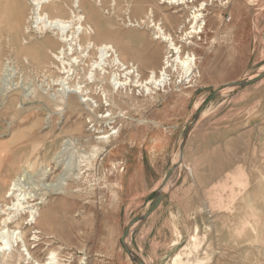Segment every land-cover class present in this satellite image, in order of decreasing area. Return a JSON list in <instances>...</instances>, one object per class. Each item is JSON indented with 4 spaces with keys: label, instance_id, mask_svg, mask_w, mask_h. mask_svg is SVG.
Instances as JSON below:
<instances>
[{
    "label": "rangeland",
    "instance_id": "374dc122",
    "mask_svg": "<svg viewBox=\"0 0 264 264\" xmlns=\"http://www.w3.org/2000/svg\"><path fill=\"white\" fill-rule=\"evenodd\" d=\"M31 2L0 0V86L12 87L9 98L23 97L22 91L27 94L31 87L38 88L34 98L21 101L23 109L0 115V161L7 170L6 165L32 151V158H38V169L46 164L55 167L48 180L39 171L25 174L22 180L25 189L34 190V194L46 191L48 207L54 212L46 226L51 237L43 235L33 244L36 257L44 260L55 251L63 264H137L135 256L146 264H193L197 259L207 261L205 264H264V77L242 86H223L264 71V0H210L205 11L210 17L207 32L193 38L182 37L180 20L175 19L178 13L164 6L163 10L174 15L172 24L165 25L182 45V54L194 53L197 57V75L187 80L180 67L169 68V83L153 94H146L143 88L140 94L137 87L132 93L121 88L112 93L105 81L81 83L84 91L105 106L95 112L89 102H79L81 96H73V106L65 113L55 110L48 97L60 88L55 80L64 75L61 65L41 47L44 37L40 33L33 27L24 31L25 26L33 25V20H28ZM71 2L68 0L69 6ZM86 5L88 21L96 30V44L115 45L124 59L139 66L143 79L151 69L160 68L166 43L153 39L143 0H92ZM176 10L185 9L180 6ZM21 12L24 16L20 25ZM218 13L222 15L220 20L214 16ZM62 15H70L69 7ZM141 18L147 19L142 27L129 21ZM140 33L142 40L137 37ZM58 47V43L53 45L52 51ZM82 66L76 68L83 76L88 66L85 70ZM220 86V93L211 98ZM242 90L241 96L229 104H243V111H247L243 113L249 114V121L243 122L258 125L252 133V151L243 157L244 166L227 171L220 182L210 185L207 182L216 177L217 167L188 165L191 170L186 172L196 173L202 190L185 184L186 188L165 199L166 193L177 187V178L187 175L184 164L189 137L184 136L194 116L210 114V108L219 104L220 95ZM112 101L114 104L108 106ZM110 107L114 120L97 117ZM77 124L83 126L81 131L74 130ZM173 126H178L174 149L170 135ZM112 127L111 132L116 133L110 144L100 143L104 149L93 154L88 136L96 137ZM213 135L219 140L228 136L218 132ZM226 150H219L218 156L230 161L229 147ZM221 160L218 164L223 163ZM206 163L198 161L196 165ZM242 171L250 182L243 189L231 184ZM52 180L54 186L43 190ZM161 189L163 198L158 208L130 226L125 243L131 255L122 240L124 231L136 216L150 209ZM232 194L236 196L231 200ZM226 200L230 209L225 206ZM208 224L214 227L200 240ZM234 226L240 229L237 242L230 236L235 235ZM194 236L198 238L196 246ZM22 245L20 249L25 250ZM210 250L215 255L211 256ZM217 250L224 251L223 257ZM6 264L27 261L11 259Z\"/></svg>",
    "mask_w": 264,
    "mask_h": 264
},
{
    "label": "bare ground",
    "instance_id": "6f19581e",
    "mask_svg": "<svg viewBox=\"0 0 264 264\" xmlns=\"http://www.w3.org/2000/svg\"><path fill=\"white\" fill-rule=\"evenodd\" d=\"M112 1L113 3L116 2V0ZM209 1L143 0V3L147 6L146 16L149 22L147 23V19L145 18L135 20L136 22L129 20L131 25L142 27V23H147L148 28L153 29V39H160L166 43V52L162 60V65L159 69H151L149 76L143 79L139 66L133 61L124 59L115 45L108 42L96 44L93 41V35L96 30L88 21L89 16L86 5L92 4V0H72L71 6H69L68 0H32V14L28 20H33V25L25 26L24 31L27 33V30L33 27L37 33H40L44 37L40 42L41 47L48 49L51 55L59 61L61 71L64 74L55 80L60 85V88H57L55 91L56 94H48L50 104L55 106V110L59 111V113H65L73 106V96H77L78 99L81 96L79 102H89L91 110L96 112V109L105 106L104 102L89 95L88 90L84 91L81 83H104L105 81L110 84L112 93L118 92L120 88L132 93L133 89L137 87L139 88L140 94L142 88L146 94H153L156 90L162 87L165 88L167 83H169V68L172 70L180 67L183 74L188 77L186 78L187 80L189 77L197 75L199 72L197 57L194 53L182 54V45L176 42L174 34L165 25V22L170 25L172 24L174 15L163 10V7L167 6L168 8L175 9L173 13H178L175 19L180 20L179 29L183 30L182 37L193 38L195 35L198 36L207 32L210 17L207 16L205 11L208 10V6L210 5ZM180 6H184L185 10L183 12L176 10ZM67 7H69L70 15L63 16L62 13ZM156 10L159 14L158 19H155ZM23 16L24 13L21 12L19 18L20 25ZM214 16L218 20L222 18L220 13ZM188 20L190 21V26L185 28ZM142 36V33L137 35L141 40ZM48 38L52 39L53 42H50ZM57 43L59 47L54 52L52 51V46ZM80 64L83 65V70H85V65L88 66L83 76L79 74L76 68ZM79 77L81 79L83 78V80L79 81ZM69 83L72 84L68 85ZM101 88L103 94H105V100L109 102L107 90L103 86ZM11 91H14L11 86H0V96L2 97L0 99V111L4 110L0 115L17 113L23 107L21 101H24L26 98H34L37 95L38 88L37 86L31 87L30 92L27 94V91H22L23 97L21 96L19 98H9ZM112 104H114L113 101L108 106ZM114 114L113 108L110 107L101 115H97V117L112 121L114 120ZM82 128V125L77 124L74 130L77 132L81 131ZM114 128L112 127L109 131L100 132L101 134L96 137L94 135L88 136V142H92L93 154H97L104 149L100 146V143L110 144L112 134L116 133L111 132ZM94 142L96 144H93ZM31 146L33 147V144ZM0 151H2V148H0ZM32 154V151L26 152L21 160L6 165L8 167L7 170H4L6 169L4 162L2 163L0 161V264H6L11 259L18 261L23 259L27 261V264H63L60 262L58 254L55 251H50L44 260H39L32 250L35 247L33 244L41 240L43 235L51 237L46 226L51 222L54 212L48 207L47 192L43 191L34 194V190L25 189L22 185V180L26 176L25 174L30 173V175H33L31 173L38 171V173L43 172L41 177L43 176L45 177L44 179L48 180L55 168H50V164H46L38 169V158L36 160L33 159ZM1 157L2 154L0 152ZM248 179L246 172L242 171L238 177L233 178L231 184L242 186L243 189V187H248L250 183ZM53 186L54 181L52 180L46 184L43 190ZM235 196L234 194L232 196L230 195V199H234ZM229 203V201H225L226 208H229ZM213 227V224H208L207 229H205L202 237L199 239L206 238L208 236V230ZM239 230V228L235 227V235H230L234 237L236 242L238 240ZM228 238L225 240V245ZM197 239L194 236L193 244L195 246L198 245ZM20 244H23L22 246L26 248H24L26 251L20 249ZM210 251L212 253L211 256L215 255L214 251ZM217 251L223 257L224 251ZM206 262L205 260L197 259L193 264H205Z\"/></svg>",
    "mask_w": 264,
    "mask_h": 264
},
{
    "label": "crops",
    "instance_id": "0c3cea01",
    "mask_svg": "<svg viewBox=\"0 0 264 264\" xmlns=\"http://www.w3.org/2000/svg\"><path fill=\"white\" fill-rule=\"evenodd\" d=\"M248 88L244 89V91ZM244 91L242 90L239 92L237 91L234 94L220 95L218 97L219 104L215 106V108H210V114L206 116H200L199 114H196L194 116V120L190 125H188L184 136V139L189 137L185 153L188 159L184 164L185 173H187L190 169L188 165H192L193 168L197 166L199 169L201 167H217L219 170L216 173V177L213 180L207 182L211 185L220 182V178H223L227 171L232 170L238 166H244L243 157L244 155H247L249 151H252V133L258 125L253 124L252 122L250 124H248V122H243L244 120L249 121V114L243 113L247 112L243 111V104H229L233 100H237L241 96L240 94ZM226 103L227 105L223 106ZM221 106L223 107L221 108ZM218 108L221 109L218 110ZM172 128L173 131L170 135L171 143H173L172 149H174L176 144L178 143V137H174L178 134V126H173ZM217 132L225 133V135L228 136H226L224 140H219V138L214 139L213 134ZM244 139H246L245 143ZM244 144H246V146ZM228 147L230 152V161H227V159L223 158L221 160V157L218 156L219 150L225 149V151H227L226 148ZM171 157L172 154L169 155L170 159ZM219 160H221V162L223 163L218 164ZM198 161H206L208 162V165L207 163L204 165H196V162ZM195 175H192L190 172L187 173V175L185 174L179 176L176 182L177 187H175V189L172 188L169 193L167 192L165 195V199H167L172 193L174 194V192H176L180 188H186L185 184H188L190 186H198V190L201 191L202 187L199 186V184L202 182L199 181V178L194 177ZM198 226L200 228L202 227V225ZM203 227H205V225H203Z\"/></svg>",
    "mask_w": 264,
    "mask_h": 264
},
{
    "label": "water",
    "instance_id": "95a60500",
    "mask_svg": "<svg viewBox=\"0 0 264 264\" xmlns=\"http://www.w3.org/2000/svg\"><path fill=\"white\" fill-rule=\"evenodd\" d=\"M264 77V71H262L261 73H259L256 77L254 78H251V79H240V80H237V81H234L232 83H229V84H226V85H223V86H242V85H246L248 83H252L256 80H259V79H262ZM223 86H220L218 88H216L213 93H212V97H214L215 95H217L218 93H220V90L222 89ZM171 171L170 170L166 177H165V181L164 183L166 182V180L169 178L170 174H171ZM162 198H163V191L162 189L160 191H158L157 195H156V199L153 203V205L150 207L149 210H147L144 214H141V215H138L136 216L132 221L131 223L128 225L129 227L126 228V230L124 231V234H123V237H122V240L125 244V247L127 249V251L133 255L132 251L129 249V247L126 245L125 243V240H126V237L128 235V232L130 231V226H133L134 224H137L139 223L140 221L146 219L150 214H152L157 208L158 206L160 205L161 201H162ZM134 260L136 261L137 264H146V262L140 257V256H135L134 257Z\"/></svg>",
    "mask_w": 264,
    "mask_h": 264
}]
</instances>
